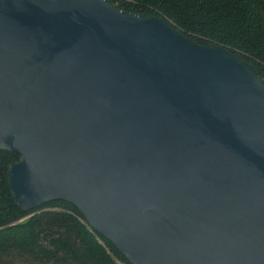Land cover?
Wrapping results in <instances>:
<instances>
[{
  "label": "water",
  "instance_id": "water-1",
  "mask_svg": "<svg viewBox=\"0 0 264 264\" xmlns=\"http://www.w3.org/2000/svg\"><path fill=\"white\" fill-rule=\"evenodd\" d=\"M0 149L130 264H264V78L161 16L0 0Z\"/></svg>",
  "mask_w": 264,
  "mask_h": 264
},
{
  "label": "trees",
  "instance_id": "trees-1",
  "mask_svg": "<svg viewBox=\"0 0 264 264\" xmlns=\"http://www.w3.org/2000/svg\"><path fill=\"white\" fill-rule=\"evenodd\" d=\"M110 1L124 11L161 16L199 44L220 45L264 78V0ZM19 160L0 149V264H130L68 201L21 210L7 181V166Z\"/></svg>",
  "mask_w": 264,
  "mask_h": 264
}]
</instances>
